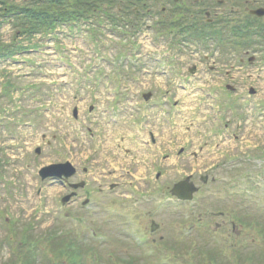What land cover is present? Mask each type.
Returning a JSON list of instances; mask_svg holds the SVG:
<instances>
[{"label": "rangeland", "instance_id": "374dc122", "mask_svg": "<svg viewBox=\"0 0 264 264\" xmlns=\"http://www.w3.org/2000/svg\"><path fill=\"white\" fill-rule=\"evenodd\" d=\"M90 21L28 38H18L9 22L0 24V47L16 41L36 46L0 62V264H21L20 234L39 240L37 264H52L51 233L89 248L87 264H158L161 250L167 252L164 264H199L200 252L226 257L223 264H264V161H251L248 148L264 145L259 42L244 55L231 45L205 50L170 44L165 28L148 29L135 56L146 71L125 78L127 67L119 71L116 56L127 41L118 32L96 30L103 21L89 29ZM250 86L257 95L249 100ZM116 87L127 94L119 96ZM148 92L145 110L141 93ZM149 131L156 140L150 148ZM91 159L97 162L87 177L96 196L90 207L81 201L63 206L68 187L37 174L65 161L80 172ZM234 162L242 164L227 167ZM204 170L209 181L191 202L182 205L170 195L173 183L188 174L200 184ZM111 181L120 187L108 194ZM151 221L159 225L154 233ZM70 254L65 262L73 263Z\"/></svg>", "mask_w": 264, "mask_h": 264}, {"label": "flooded vegetation", "instance_id": "af4514ba", "mask_svg": "<svg viewBox=\"0 0 264 264\" xmlns=\"http://www.w3.org/2000/svg\"><path fill=\"white\" fill-rule=\"evenodd\" d=\"M102 5L113 7V9L116 8L118 11V19L125 27H134L141 17L147 16L148 20L152 23L151 27H153L155 31L157 27L161 30L169 25L181 28H194L201 25L204 27L206 26V29L210 31V28L215 26L223 27L226 18H228L229 22H238V24L240 23L241 25H246V23L250 22L259 25L264 21V16L251 13L253 10L264 8V0H102ZM141 9L143 10L142 12ZM232 9L234 10L232 11ZM228 12H230V14ZM260 49V52L263 54L264 36H261ZM248 52L249 50L245 51L244 54ZM253 95H256V92ZM261 103H264V101ZM235 119L236 117H233L234 122H236ZM235 127H233V129H235ZM147 136V143L150 148L154 146L156 141L152 139L151 131L148 132ZM248 148H250L249 156H252V158H249L251 161H253V159L257 162L264 161V145L259 146L258 144H251L248 145ZM250 160L247 159L244 162L245 166L248 165L251 167L248 171L252 170V164L250 163L253 162ZM227 161V159L223 160L222 165H227ZM96 162L97 161L94 159L91 160L90 163L92 164V168L95 166ZM236 164L242 163H229L227 167L235 166ZM91 169L90 173L92 174L93 171H91ZM206 173H208V171ZM206 173L200 174L198 177L202 185L207 184L208 176ZM109 174L112 175L113 172H109ZM78 175L79 173H75L72 178H76ZM87 176L89 175L87 174ZM100 176L107 177V175ZM159 178H157V180ZM109 186H118V183H110Z\"/></svg>", "mask_w": 264, "mask_h": 264}, {"label": "trees", "instance_id": "16d2710c", "mask_svg": "<svg viewBox=\"0 0 264 264\" xmlns=\"http://www.w3.org/2000/svg\"><path fill=\"white\" fill-rule=\"evenodd\" d=\"M74 0H0V18L4 22H9L14 25L17 35H26L27 37L34 36L36 34H44L51 31L52 27L56 23L65 21H71L73 16L78 15L83 9L73 8ZM76 2L78 0H75ZM86 1V0H85ZM85 6L84 3L79 5ZM2 21H0V24ZM11 43L9 47L4 45L0 47V56L11 57L18 51L15 45ZM14 46V47H13ZM15 48V49H13ZM23 48L22 46L19 47ZM53 234H49V239L55 242V250L52 255V264H87L86 260L89 248L80 246L73 237L71 240L65 238H52ZM38 243L32 248L21 249L24 256H21V264H37L38 262ZM73 263L65 262L66 256L69 254ZM91 255V254H90ZM75 258V259H74ZM211 260L208 259L205 262L201 261L199 264H211ZM112 261L105 262V264H111Z\"/></svg>", "mask_w": 264, "mask_h": 264}, {"label": "water", "instance_id": "95a60500", "mask_svg": "<svg viewBox=\"0 0 264 264\" xmlns=\"http://www.w3.org/2000/svg\"><path fill=\"white\" fill-rule=\"evenodd\" d=\"M66 164H62V165H67ZM59 167L58 166H51V167H45L42 170L41 175L42 176H46V175H56V176H60L61 171L58 170ZM195 190L194 187H192L191 184H188L187 182L183 181V182H179L177 184L174 185L173 189L171 190L172 193L174 195H176L179 199L185 200V199H191L192 198V193Z\"/></svg>", "mask_w": 264, "mask_h": 264}]
</instances>
